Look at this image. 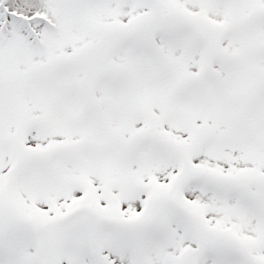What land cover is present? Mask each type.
Returning <instances> with one entry per match:
<instances>
[{"label":"snow or ice","instance_id":"6c2138e0","mask_svg":"<svg viewBox=\"0 0 264 264\" xmlns=\"http://www.w3.org/2000/svg\"><path fill=\"white\" fill-rule=\"evenodd\" d=\"M0 264H264V0H0Z\"/></svg>","mask_w":264,"mask_h":264}]
</instances>
